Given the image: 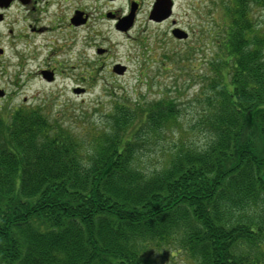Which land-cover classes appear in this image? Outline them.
I'll return each mask as SVG.
<instances>
[{
  "label": "trees",
  "instance_id": "trees-1",
  "mask_svg": "<svg viewBox=\"0 0 264 264\" xmlns=\"http://www.w3.org/2000/svg\"><path fill=\"white\" fill-rule=\"evenodd\" d=\"M217 2L216 63L188 127L167 98L116 100L80 133L38 109L0 116V264H264V30L251 16L264 0Z\"/></svg>",
  "mask_w": 264,
  "mask_h": 264
},
{
  "label": "rangeland",
  "instance_id": "rangeland-1",
  "mask_svg": "<svg viewBox=\"0 0 264 264\" xmlns=\"http://www.w3.org/2000/svg\"><path fill=\"white\" fill-rule=\"evenodd\" d=\"M217 1L220 0H180L182 5L176 7V16L185 30L191 31L188 40L173 37L167 24H151L149 30L143 32V40L147 41L136 48L123 36L114 33L107 23L101 25L100 33L105 37L91 34L90 41L105 42L110 39L117 44L116 59L125 61L128 67L124 75L112 71L110 60L103 62L101 57L99 59L103 61L97 60L93 47H89L90 65L77 64V56H71L68 52L81 48L79 44L87 34L77 30L74 42L71 44L69 41L70 46H67L63 40L69 11L56 15L55 8L50 9V15L44 13V21H53L52 29L37 37L36 42L46 46L47 39L52 40L54 51L50 57L53 60L59 54L57 60L66 71L52 84L43 82L37 72L43 65L45 53L40 61L27 59L22 66H11L8 74L0 79V89L6 93L4 98H0V116L19 108L38 109L50 119H57L58 124L80 133L91 130V127L103 128L106 115L113 109L116 100L126 104L139 101L145 105L167 98L173 99L181 107L182 118L177 124L188 127L195 121L197 99L203 95L206 77L213 75L209 71L211 62L216 63L214 57L217 56L218 47L214 36L220 26L217 21L220 23L223 18ZM79 6H83V2ZM91 12L96 15L93 8ZM251 16L255 28L264 30V5L253 6ZM64 49L67 53L63 55ZM51 63L58 64L54 61ZM79 82L87 87V92L81 96L74 94ZM147 150L154 155L156 145H149Z\"/></svg>",
  "mask_w": 264,
  "mask_h": 264
},
{
  "label": "flooded vegetation",
  "instance_id": "flooded-vegetation-1",
  "mask_svg": "<svg viewBox=\"0 0 264 264\" xmlns=\"http://www.w3.org/2000/svg\"><path fill=\"white\" fill-rule=\"evenodd\" d=\"M0 0V79L4 78V74H8L11 66H22L27 59L40 61L43 53L46 56L42 60V67L38 68L37 74L43 82L52 84L66 70L61 67V62L56 58L52 60L54 46L53 41L47 39V45L42 42H36V38L42 33H46L52 29L53 21L46 23L44 21V13H49L50 9L55 8L54 14H62L69 11L68 27H65L64 43L70 46L75 40V32L81 30L87 35L83 37L81 45L76 50L71 49L68 53L71 56H77V64L90 65V48L97 54V60H110L111 65L124 64L125 61L117 60V44L111 42L110 39L105 42H91V34L99 37L104 35L100 33L101 25L107 23L114 33L125 38L130 45L137 48L139 44H144L143 32H146L149 25L167 24L171 31L179 27L185 29L183 23L176 16V7L180 4V0H169L172 2V14L170 17L155 21L150 18L151 12L158 0ZM83 2V6H79ZM187 4V2H186ZM92 8L96 11V15L91 12ZM50 15V13H49ZM64 15V14H63ZM132 16V25L122 27L123 19ZM59 18V17H58ZM57 18V19H58ZM56 19V20H57ZM128 20V19H127ZM60 21H63L60 19ZM64 22V21H63ZM62 26V24H61ZM126 28V29H125ZM188 38L179 40H188L191 37V31ZM142 36V37H141ZM105 37V36H102ZM49 47V50H47ZM90 47V48H89ZM69 50V47L66 48ZM62 50L61 54H66L67 50ZM118 50V49H117ZM60 53V52H59ZM146 55V53H142ZM141 55V56H143ZM54 56V57H55ZM102 59H99V58ZM115 60L113 61V59ZM54 61L58 64L51 63ZM126 65V64H125ZM50 71L53 74L54 81L50 82L44 79L42 71ZM3 73V74H2ZM84 80V78H82ZM78 96L87 92V87L82 82L78 83ZM1 88V87H0Z\"/></svg>",
  "mask_w": 264,
  "mask_h": 264
},
{
  "label": "water",
  "instance_id": "water-1",
  "mask_svg": "<svg viewBox=\"0 0 264 264\" xmlns=\"http://www.w3.org/2000/svg\"><path fill=\"white\" fill-rule=\"evenodd\" d=\"M171 3L167 2V0H158L157 4L155 5L151 17L155 20H162L166 17L169 16V14L171 13L170 10V6ZM131 22V21H130ZM124 27V26H122ZM182 32V31H181ZM174 35H176L179 38L182 37H186L187 34L182 32L180 33V29H174L173 30ZM126 67L123 65H117L115 66L114 70L118 73H123L125 71ZM47 71H44V76L48 79V80H52V75L51 73H46ZM2 94V92H0V95Z\"/></svg>",
  "mask_w": 264,
  "mask_h": 264
}]
</instances>
